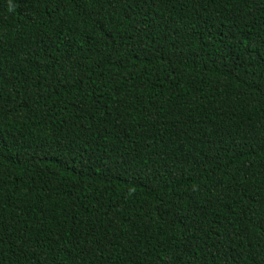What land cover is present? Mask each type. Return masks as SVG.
I'll return each instance as SVG.
<instances>
[{
  "label": "trees",
  "instance_id": "trees-1",
  "mask_svg": "<svg viewBox=\"0 0 264 264\" xmlns=\"http://www.w3.org/2000/svg\"><path fill=\"white\" fill-rule=\"evenodd\" d=\"M0 264H264V0H0Z\"/></svg>",
  "mask_w": 264,
  "mask_h": 264
}]
</instances>
